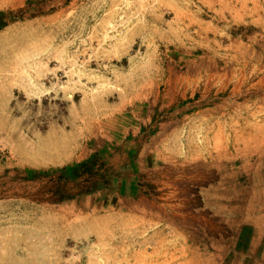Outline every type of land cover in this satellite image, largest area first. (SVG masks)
Returning a JSON list of instances; mask_svg holds the SVG:
<instances>
[{
	"label": "rangeland",
	"instance_id": "rangeland-1",
	"mask_svg": "<svg viewBox=\"0 0 264 264\" xmlns=\"http://www.w3.org/2000/svg\"><path fill=\"white\" fill-rule=\"evenodd\" d=\"M0 264H264V0H0Z\"/></svg>",
	"mask_w": 264,
	"mask_h": 264
}]
</instances>
